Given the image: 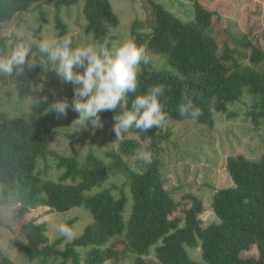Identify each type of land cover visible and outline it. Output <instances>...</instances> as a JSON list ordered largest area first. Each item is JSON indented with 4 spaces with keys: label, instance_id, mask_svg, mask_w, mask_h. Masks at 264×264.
<instances>
[{
    "label": "trees",
    "instance_id": "1",
    "mask_svg": "<svg viewBox=\"0 0 264 264\" xmlns=\"http://www.w3.org/2000/svg\"><path fill=\"white\" fill-rule=\"evenodd\" d=\"M41 1L57 9L81 1L85 32L91 33L95 41L105 36L111 39L119 24L108 0H0V30L15 14L29 11ZM186 1L193 4V21H184L160 4H152L147 24L138 19L132 23L128 40L144 46L151 54L163 56L167 63L165 68L142 65L135 95L163 84L161 101L168 120L184 121L189 118L179 114L178 105L188 91L203 113L196 122L208 126L213 124L215 113H226L229 104L245 91L264 110V72L255 68L264 59V52L252 47L251 64L240 65L233 50L228 45L220 47L211 33L217 13L204 8L199 0ZM56 27L60 34L64 32L59 19ZM234 43L251 45L246 36ZM133 98L130 94L129 101ZM115 114L104 111L100 119L113 121ZM51 135L43 114L31 123L0 118V185L5 192L18 193L12 203L18 204L15 217L39 206L57 212L83 207L92 222L73 241L64 244L62 237L48 240L43 222L29 220L21 228L28 258L39 257L38 264H66L68 260L73 264H82L80 260L84 264H121L127 257L132 258V264H264V153L256 159L242 155L226 158L225 169L232 185L214 191L209 203L217 220L202 226L201 197L184 193L176 201L164 186L156 158L141 170L129 172V199L123 193L114 196L111 187L91 191L102 185L105 171L110 169L92 152L82 161L54 153L58 167L63 168L57 178L34 175L39 155L48 151ZM123 145L137 146L128 140L120 145L125 150ZM118 163L119 160L116 166ZM182 199L189 204H182ZM126 204L129 210L124 218ZM75 220L63 223L71 226ZM195 247L201 249L202 262L187 253L186 248ZM77 248L84 249L83 258ZM150 248L154 254L151 260L147 258ZM252 249L255 254H244ZM0 264H13L1 250Z\"/></svg>",
    "mask_w": 264,
    "mask_h": 264
},
{
    "label": "rangeland",
    "instance_id": "2",
    "mask_svg": "<svg viewBox=\"0 0 264 264\" xmlns=\"http://www.w3.org/2000/svg\"><path fill=\"white\" fill-rule=\"evenodd\" d=\"M108 1L119 20L111 33L113 45L128 40L135 19L144 22V25L149 22L152 4H160L184 21H193L195 17L193 4L186 0ZM199 3L217 13L213 17L211 33L220 47L228 45L233 50V56L240 65L251 64L252 47L264 52V0H199ZM82 7L81 1L58 9L50 2L41 1L32 5L29 11L15 14L3 23L0 30V56L8 55L17 44L25 43L31 45V58L39 61L42 57L38 54V44L44 39L68 37L74 47L94 43L93 35L85 32ZM57 19L65 26L61 34L56 27ZM243 36L247 37L250 46L234 43ZM149 54V64L157 68L167 67L163 56ZM255 68L264 72V59ZM73 96L72 84L63 82L39 63L25 66L14 78L0 77V118L31 123L43 114L52 130L48 151L39 155L34 175L52 180L57 178L63 168L58 167L54 153L63 157L74 156L82 161L86 154L92 152L110 169L105 171L102 185L91 191L111 187L114 196L123 193L129 199L126 178L129 172L139 171L144 165L136 159L137 153L149 150L159 161L164 186L176 201L184 193L201 197L203 211L199 218L202 226H206L217 220L209 203L214 191L232 185L225 169L226 158L242 155L256 159L264 153V110L246 91L237 101L229 104L226 113H215L211 126L190 119L167 120L164 126L153 127L148 132L132 129L120 140L116 139L113 131L115 120L101 119L102 127L75 131L71 122L77 113L71 107L63 116L49 110V104L55 100L66 98L71 103ZM126 140L133 141L137 146L128 148L123 145L124 150L120 145ZM118 160L120 163L116 166ZM3 187L0 185V250L13 264H38L41 261L39 257L28 258L24 252L26 242L21 228L29 220L43 222L45 234L51 242L59 237L55 230L58 223L76 219L71 227L77 237L92 222L90 213L83 207L57 212L47 206H39L22 217H15L18 204H10L8 200L18 196V193L5 192ZM181 203L189 204L186 199H182ZM128 206H125L124 218ZM66 242L64 240V244ZM77 250L83 258L84 249ZM186 250L190 258L202 262L200 247ZM244 254H255V250ZM147 258L154 259L153 248H150ZM80 262L84 264L83 260ZM66 264L73 263L68 260ZM121 264H132V258L127 257Z\"/></svg>",
    "mask_w": 264,
    "mask_h": 264
},
{
    "label": "clouds",
    "instance_id": "3",
    "mask_svg": "<svg viewBox=\"0 0 264 264\" xmlns=\"http://www.w3.org/2000/svg\"><path fill=\"white\" fill-rule=\"evenodd\" d=\"M38 54L42 57L39 61L31 58V45L17 44L8 55L0 56V77L14 78L25 66L39 63L63 82L72 84L74 96L71 103L66 98L58 99L49 104V110L63 116L71 107L77 113L71 122L75 131L102 127L100 113L104 111L116 113L113 131L117 140L132 129L148 132L153 127L160 128L169 119L161 101L165 93L163 84H155L144 94L135 95L138 74L142 65L150 63V54L134 40L113 45L110 37L105 36L92 44L74 47L68 37L44 39L38 44ZM130 94L134 96L131 101ZM189 95L188 91L184 93V102L178 105V112L196 121L203 113ZM191 96L195 97L196 93L192 92ZM136 159L150 165L153 154L149 150L140 151ZM8 203H14V198ZM55 230L67 242L73 241L77 235L66 223H58Z\"/></svg>",
    "mask_w": 264,
    "mask_h": 264
}]
</instances>
